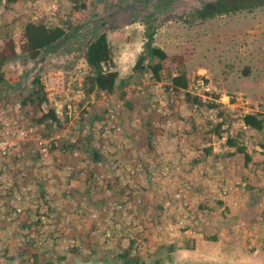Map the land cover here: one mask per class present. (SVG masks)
I'll use <instances>...</instances> for the list:
<instances>
[{
  "label": "rangeland",
  "instance_id": "374dc122",
  "mask_svg": "<svg viewBox=\"0 0 264 264\" xmlns=\"http://www.w3.org/2000/svg\"><path fill=\"white\" fill-rule=\"evenodd\" d=\"M29 21L61 25L65 28V35L43 49L39 55L41 58L36 60H28L18 47L22 26ZM146 30H153L152 44L161 48L166 55L161 61L159 71V79L163 84L169 82L172 76L182 73L186 85H189L191 79L200 74L208 82L209 98L218 102L224 113L240 114L245 111L260 113L264 117V0H17L7 6H4L3 0H0V42L2 38L11 37L16 44V55L2 66V70L5 76L17 78L12 83L0 84V110H3L7 116H13L20 125H33V120L44 113L46 107L55 110L60 125L51 123L47 129L43 125H33L37 128L36 134L41 137L59 135L58 147L52 148L50 153L51 162H57L52 170H48L50 174L61 173L64 168L62 162H85V164L96 162L90 157L93 149L87 132L91 131L93 123L98 121L100 114L111 101L120 105V112L125 111L127 103L132 104V107L137 108L136 110H141L140 113L138 112L141 116L138 119H144V113L148 112L147 89L153 85L151 83L153 79L145 73L146 68L143 70L141 67L133 68V66L142 51ZM99 31L106 33L111 54L112 67L110 68L117 72L114 87L118 90L124 87L115 94V97L101 95L83 84L84 76L89 73V68L83 59L82 52L86 43ZM157 61L155 58L151 59L152 63ZM34 78L43 85L47 97L46 107L27 103L21 105L18 112H13L14 106L33 90L31 80ZM137 86H145L143 92L138 93ZM102 96L105 98L103 99ZM237 96L242 100H236ZM67 106L71 108L70 113H67ZM172 107L169 106L170 109ZM188 109L186 105L180 111L183 113L185 125H187L186 122L190 123L189 118L193 115L198 118L195 122L198 137L201 140H198L196 144H205L199 148H204L208 146L207 143L215 141L214 146L222 149L224 140L220 141V138H217L216 141V134L208 133L210 135L203 136L204 113L199 111L200 113L194 114ZM67 128L70 132L65 130ZM229 130L238 142H246V148L251 153L264 154V128L259 131L249 127L243 128L240 121H234ZM220 136H224V131L220 133ZM69 138H72L73 142H67ZM205 138L209 140L205 141ZM196 144L192 145L195 150ZM31 148L32 143L17 142L15 150L6 159V162L11 164L8 171L12 172L13 178L19 167L16 162L19 164L28 162L25 171L32 169L30 162H39L35 157L37 154L34 155L28 151ZM73 149L78 153L75 158L71 156ZM215 152L219 151H210L209 159H205V162H225L212 157ZM98 160L97 162H105ZM199 161L200 159H195L194 162ZM237 162L242 169L241 155ZM35 167L33 174L34 176L37 174L39 184H51L41 179L42 168L37 164ZM84 170L90 179L92 174L85 167ZM253 176V178L257 177L255 172ZM54 180L60 181L56 175ZM38 182L34 185L35 192L39 196L40 205H46L47 212L50 214L48 211L51 206L48 204L50 200L38 193L36 189L40 192L43 189ZM250 188H255V185ZM67 190L71 192L72 188ZM238 205L237 201L234 207ZM0 206L6 209V203L2 200H0ZM152 206L157 208V205ZM211 212L221 216L216 210H210L208 216ZM83 215L79 216L80 220ZM28 217L27 215L25 218L24 214L19 221L6 223L0 219V222L2 225L15 226L24 223L28 229L32 226L34 228L31 219L27 223ZM53 218L51 215L54 221ZM65 218H68L67 222H64ZM71 221L70 217L65 216L61 220V225L68 227ZM259 221H263V218H259ZM54 223L51 228L53 234L66 237L67 233L60 231L61 225ZM34 230L32 229L33 232L28 237H34ZM49 230L48 227L45 228L46 234H49ZM78 230L80 232L77 233L82 232L80 228ZM21 235L19 234L20 241H22ZM1 237L0 264H20L18 260L20 253L25 254L24 259L32 260L33 255L42 248V246L35 247L31 244L28 246L17 244L16 238L3 242ZM44 239V246H49L51 236ZM263 239L260 240L259 245L263 247L261 251L264 255ZM5 243H7L6 246H4ZM206 243L207 248L217 246V243L211 240ZM22 245H26L27 252L25 250L22 252L24 249H21ZM100 250L102 251V249L93 250L90 254L96 260H99L101 256H107L104 263L98 264H120V261L112 257L110 250H107L108 255L104 253L100 255ZM2 251H4L3 254L8 255H2ZM53 254L51 252L49 257L52 258ZM167 254L168 250L165 246L159 249L157 247L152 254L146 255L145 263H142L155 264L154 261L157 259L160 264L167 260L166 264H180L184 254L187 256L184 264H198L197 261L209 264L212 259V257L203 258L201 249L198 247L194 250H176L170 258L166 257ZM71 256L76 260L87 259ZM190 259L193 260L189 261ZM205 259H208V262ZM37 261L42 262V257L38 256ZM41 262L39 264H43ZM23 264L30 263L27 261Z\"/></svg>",
  "mask_w": 264,
  "mask_h": 264
},
{
  "label": "crops",
  "instance_id": "0c3cea01",
  "mask_svg": "<svg viewBox=\"0 0 264 264\" xmlns=\"http://www.w3.org/2000/svg\"><path fill=\"white\" fill-rule=\"evenodd\" d=\"M123 88L124 87L122 86L121 89L118 90L114 87L111 94H104L102 91H99V94L115 97V94ZM102 98L104 99L105 96H102ZM238 99L242 100L241 97L237 96L236 100ZM136 109L137 108L132 107V104L127 103L125 111L121 110V112L119 111L118 113V121L122 126V138L118 143H113V150L116 152L120 160L124 162H136L141 166L146 157L153 159L158 164L162 163L164 160H168L170 162H178L182 164L186 168L185 174L188 177L191 176L194 178L193 170L196 167L201 166L211 173L212 179L217 184L238 180H244L247 183L246 189L241 191L238 195L229 196L222 200H212L209 187L197 184L191 189L190 201L193 205L200 202L197 205L199 210L204 208L206 210L205 217L197 225V230H199L201 234L199 236H191L185 233H179L170 238H166L167 240L163 239L160 241L155 239L152 223L157 218L156 215H159L161 212V205L166 196V192L161 183L143 187L142 200L137 206H135L133 211L135 214V220L137 218V221L139 222V232L151 236L153 250L157 247L159 249L163 246L168 250V246L174 245V250H168L166 256L170 258L172 253L176 250H194L198 247L201 249L203 258L212 257L209 264H227L226 262H230L231 264H264V255L261 251L263 247H260L259 245L260 240L264 237V209L259 210L256 206V203L260 201L264 204V154L259 155L257 153H251V151L246 148V142H240L244 145L245 151L249 155V161L241 162L242 169H240V164L237 161L241 154L232 153L234 147L225 144L221 147L222 149H218L214 146L216 142L211 141L210 143H207L209 148L199 149V147L205 144H196L197 141L201 139L198 137L199 133L197 132L196 127L198 118L194 117L195 115L189 118V124L186 122L187 125H185V128L187 140L184 145L180 146L176 143H169L167 141L169 134L160 127L153 129L151 126V118L154 116L153 114L148 112L147 114L145 112L144 119L139 120L138 118L141 116L138 115V112L140 113L141 110ZM172 109L175 110L177 114H183L180 111L182 110V107L178 104L173 105ZM184 109L185 108H183V110ZM231 124H233V122ZM189 125L191 127H188ZM242 127L245 128L246 126L242 124ZM65 130L70 132L68 128ZM229 132L230 130H228V133ZM217 138L218 137L215 138L216 141L218 140ZM223 139L224 137H221L219 140L221 141ZM204 140L208 141L209 139L205 138ZM66 141L68 142L69 140L67 139ZM195 144L197 147L196 150L192 146ZM202 151L207 153L203 155ZM209 151H219L215 152L212 157L215 159L219 158V160L225 162H205V159H209ZM195 159H200V161L194 162ZM96 162H86L84 165L86 170L92 174L90 179L81 180L73 175L71 181L68 179L60 181L54 180L48 185H45V183L39 184L37 174L36 176L33 174L38 162H30L32 169L27 171H25V169L28 162H20L17 172L19 171L22 174V179L20 180L21 185H30L35 188L34 185L38 182V185L43 187L42 192L38 189L36 190L41 193L43 197L50 200L48 204L51 206L48 211L54 217V222H56L57 225H61V220L65 216L72 219L68 227L61 225L60 231L66 232L67 238L72 237L83 246L90 244L92 247L90 250L102 249V251H99V254L103 255L102 253H104L108 255L107 250H110L111 253L114 250L119 252L120 249L126 247L127 241L125 239L127 233L124 232L121 235H115L111 229H104L103 225H101L102 227L99 226V233L93 236L91 232L96 228V225L93 222H83L79 218V216L95 210L99 213L101 218L108 216L111 225L116 223L115 213L110 209V204L117 200L120 195L116 190V187H111L109 193H105L101 188L99 189V186H95L97 185L96 179L98 175L105 170V162ZM62 165H69L73 168H77L81 166V162H62ZM251 168L254 170L253 173L249 172ZM14 172H16V170ZM254 172L255 176H257L256 178H253ZM262 174L263 177H261ZM69 182L72 184L71 192H68L67 190V184ZM252 185H255V188H250ZM234 197L237 198L239 203L236 207L232 206L230 203V198ZM27 203L28 201L25 202V204ZM153 204L155 206L157 205V208L152 206ZM154 208L155 210H153ZM5 210L6 209H4L3 206H0V214L4 213ZM210 210L218 211L221 216L215 212H211L210 216H208ZM27 215L29 216L28 209L26 210L25 218ZM260 217L263 218V221H259ZM78 228L81 229V233H77L80 232ZM32 229H34L33 226L31 229H28L24 223L15 226L6 224L2 225L0 222V237L2 236L1 238L3 239V242L5 240H7L5 242H9V240L11 241L13 238H16L15 240L17 244H27L19 240V234H22V231L33 232ZM251 235L252 238H250ZM181 237L185 238L182 239ZM208 240L216 242L217 246L207 248L206 241ZM6 244L7 243H5L4 246H6ZM25 246L26 245H22L21 249L25 248ZM45 250L47 251H45L46 253L40 251L37 252V254L35 253V255H33V257H35L32 260H29V263L31 264L32 261L35 264H39L41 262L37 261V257L39 256L42 257L41 263L49 260L52 264H55V260L49 257V254L51 253L50 248ZM3 252L4 251H2V255H8L7 253L3 254ZM25 252H27V249ZM59 254H63L65 257L61 264H98L104 263L107 258V256H101L99 260H96L91 257V253L88 250L86 251L87 256L85 254L83 256L87 258L85 260L72 259L71 254L61 253V251ZM23 255L25 256L24 253ZM186 258L187 256L185 254L182 255L180 264H184ZM145 259L146 257H142L143 263H145ZM192 260L193 259H190L189 261ZM207 260L208 259H205V261ZM167 261L163 264H166ZM197 263L202 264L199 261H197Z\"/></svg>",
  "mask_w": 264,
  "mask_h": 264
},
{
  "label": "built area",
  "instance_id": "2783aa9c",
  "mask_svg": "<svg viewBox=\"0 0 264 264\" xmlns=\"http://www.w3.org/2000/svg\"><path fill=\"white\" fill-rule=\"evenodd\" d=\"M149 77L151 73L145 72ZM153 85L147 89L151 91L150 98L147 102L148 113L153 114L151 118V126L160 127L169 134L167 141L184 145L186 143V128L183 114L176 113L170 109V105L178 104L180 107L186 106L184 100L185 95L197 96L202 101L209 98V86L206 78L197 74L191 79L189 85L184 88H178L177 92L170 86L167 89L162 87L161 81L151 82ZM145 86H137L138 93L143 92ZM20 105L17 103L13 112H18ZM120 106L117 102H112L110 106L104 108L100 114L98 121L93 123L90 132L91 148L98 156L105 161V170L97 177V184L105 193H109L111 187H116L119 192V198L110 204V209L115 213L116 223L111 225L108 216L100 217L99 213L92 210L84 214L81 218L83 222H93L96 228L91 232L93 236L99 233V226L103 225L104 229H111L115 235H126V247L129 256L141 258L153 253L152 238L148 234L139 232L137 218L133 209L141 202L142 188L148 185L161 183L164 186L166 196L162 201L161 212L158 218L152 223L155 239L157 241L167 240L171 236L179 233H185L191 236H199L201 233L197 230V225L205 217L206 210L198 208V202L193 205L190 201V192L197 184L209 187L212 200H222L223 198L238 195L245 190L246 182L244 180L230 181L217 184L212 179L211 173L201 166L193 170L194 178L185 174V167L178 162H170L168 160L157 163L148 157L143 161V165L136 162H124L118 158L113 150V143H118L122 138V126L118 121V110ZM207 114L208 119L214 123L215 117L211 114V109H198L196 103L192 104V112ZM71 112V108L67 106V113ZM211 126V124L209 125ZM36 126L20 125L13 116H7L3 110H0V200L6 203V210L0 214L3 222L11 223L19 221L21 216L29 210V217L32 221L37 222V232L34 237H28L27 231H22L21 240L33 243V246L41 247L45 245L44 237L55 236L57 242L61 243L64 248L76 245L75 239L66 238L59 234H53L54 221L47 212V206H41L39 196L35 192L34 187L30 185H20L22 179L20 172L13 176L8 171L10 162H6L9 155L15 150L17 142L32 143L31 152L38 154L39 164L42 168L41 179L43 181L52 182L54 175L60 180H72V176L84 180L86 173L84 170L85 162H81V168H73L69 165L64 166L62 172L50 174L48 170H52L53 165L57 162H51L50 153L52 148L58 147L59 135L50 137H41L36 134ZM73 142L72 138L68 139ZM78 153L75 149L71 151L72 157H77ZM16 165L19 163L16 162ZM253 168L250 172L253 173ZM72 184H67V189H71ZM28 201L27 204L25 202ZM231 205H236L237 198H230ZM257 206L262 210V204ZM41 207L43 209H41ZM261 218V217H260ZM23 220V219H22ZM65 218L64 222H67ZM21 222V221H20ZM50 229L46 234L45 228ZM102 227V226H101ZM264 245V239H263ZM121 253V251H119Z\"/></svg>",
  "mask_w": 264,
  "mask_h": 264
},
{
  "label": "trees",
  "instance_id": "16d2710c",
  "mask_svg": "<svg viewBox=\"0 0 264 264\" xmlns=\"http://www.w3.org/2000/svg\"><path fill=\"white\" fill-rule=\"evenodd\" d=\"M16 1L17 0H3V5L7 6V5L15 3ZM64 35H65V28L61 25H47L46 23H43L40 21L39 22L29 21V22H26L22 26L21 40H20L18 47L21 53L28 60H36V59H39V55L43 49L47 48L52 43L58 41ZM152 39H153V30H146L145 41L143 42V45H142V51L137 57L133 68L141 67L143 70L146 68L145 70L151 73V78L154 81L158 82V81H161L159 79L161 61L165 59L166 55L161 48L152 44ZM15 55H16V44L13 38L11 37L2 38L0 42V84L4 82L12 83L17 79L16 76H13V77L5 76L2 70V66L9 59L13 58ZM82 56H83V59L87 67L89 68V73L86 76H84L83 84L89 86L90 89H93L96 92L102 91L105 94H111L114 90V83L117 77V72L115 69L110 68L112 67L111 54H110V46L106 39V33L101 31L98 34H95V36L86 43L84 51L82 52ZM152 58H155L158 61L155 63H152L151 62ZM144 62L145 64H143ZM31 84H32L33 90L30 93H28L24 98L21 99V102H19L21 104L19 105L21 106L27 103H32V104H36L37 106L44 105L46 107L47 97H46L45 91L43 90L42 83L37 78H34L31 80ZM168 86L172 87L174 91L176 92L178 88H184L186 86L184 75L180 73L175 76H172L169 82L167 83L165 82L164 84H162V87L164 89H167ZM148 92H149L148 96L150 98L151 91H148ZM185 96L186 97L184 100L187 102L186 105L190 109L191 112H192V104L196 103L198 105V109H206V110L211 109V112H212L211 114H213L215 117V122L212 123L208 119L207 114L204 115L206 125L204 124L202 128L203 136L207 135L208 133H214L217 135L218 138L224 137L223 145L226 144L230 147H234V150L232 153L241 154L243 158V162H248L249 155L245 151L244 145L238 142L235 137L231 136L228 133V130L231 127V123L234 121H240L244 126L249 127L254 130H258V131L262 130L264 128V117H262L260 113H249V112L240 113V114L224 113V111L221 110V107H220L221 105L218 102H214L213 99L208 100V101H202L197 96H189L187 94ZM112 102L114 101H111L108 105H106V107L110 106ZM170 106H173V105H170ZM119 111L120 110H118V113ZM118 113H117V116H118ZM191 114L193 115V113ZM33 122H34L33 125H38V126L43 125L44 128L46 129L47 127H49L51 123H56L60 125V120L58 118V115L55 112V110L51 107H46V111L42 113L40 116H38L37 118H35ZM210 124L211 126H209ZM222 131H224V136H220V133ZM208 146H204L203 149L209 148ZM263 148H264V145H263ZM28 151L30 152L31 149H29ZM206 153L207 152H203V155ZM34 155L36 154L34 153ZM35 157L38 161L39 160L38 154ZM90 157L94 161H96L97 159L99 160L101 159L94 150L92 151ZM38 166L41 167L39 162H38ZM86 177H87L86 179H88V176ZM20 186L22 185L21 184L18 186L16 185V187H20ZM246 187H247V183H246ZM258 203H261V202H257L256 204ZM261 204L263 206L262 207V210H263L264 204L263 203ZM156 216L158 218L159 215H156ZM28 221H30L29 217H28L27 222ZM32 222L34 225V229H35L34 234H35L37 232V229H36L37 222L35 221H32ZM27 233L29 235L31 234V232L29 231H27ZM75 242H76V245L67 246V248H64L61 243L57 242V238H55V236H51L50 245L48 247L47 246L45 247L42 245V248H39L40 249L39 251L46 253L47 251L45 249L50 248V251L54 253L52 258L53 260H55L56 262V263L54 262L55 264H61L62 261L65 259L63 254L62 255L59 254L60 251L61 253L62 252L69 253L71 255L82 257V258H85L83 257V255L84 254L86 255L87 250L90 253L91 251H93V250H90L92 248L90 244L83 246L79 244L76 240ZM30 244L31 243H27L26 245H30ZM168 247H169L168 248L169 251L174 250V245H170ZM24 250L25 248L22 250V252ZM120 251L121 253H119L118 251L116 252V250L112 252V257L120 261V264H143L141 258L136 257V256H129L127 254V250L120 249ZM21 254L23 253H20L18 255V260L20 264H23V262L29 261V259H26V258L24 259V255H21ZM82 258H79V259H82ZM45 262H43V264H52V262L49 260ZM154 262L155 264H160V261L157 259ZM31 264H35V263L31 261Z\"/></svg>",
  "mask_w": 264,
  "mask_h": 264
}]
</instances>
